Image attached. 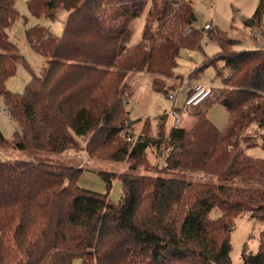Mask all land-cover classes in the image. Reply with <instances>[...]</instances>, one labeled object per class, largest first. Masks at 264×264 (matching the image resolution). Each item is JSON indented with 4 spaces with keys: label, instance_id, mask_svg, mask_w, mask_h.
<instances>
[{
    "label": "trees",
    "instance_id": "16d2710c",
    "mask_svg": "<svg viewBox=\"0 0 264 264\" xmlns=\"http://www.w3.org/2000/svg\"><path fill=\"white\" fill-rule=\"evenodd\" d=\"M146 1L141 41L129 46L131 21ZM15 3L0 0V98L18 129L9 138L0 132V148L39 152L44 159L0 161V264H231L234 219L248 214L264 222V189L252 187L264 181V158L243 153L255 146L264 150V48L237 52L236 41L212 31L219 52L189 75L223 62L214 103L229 114L224 130L208 120L207 104L188 110L195 116L188 130L171 127L165 136L164 113L157 118V138L143 128L134 139L141 120L129 119L125 80L130 73L153 74L151 88L167 94L165 78L173 77L180 50L200 48L202 31L194 28L191 2L27 0L35 17L53 20L60 8L69 14L60 38L38 26L25 32L32 51L48 61L39 74L31 73L21 94L5 86L21 60L7 34L18 17ZM263 15L264 0H258L244 24H259ZM253 126L259 132H250ZM162 144L168 154L152 174L146 150L157 148L161 156ZM77 147L89 160L130 163L124 173L98 172L107 190L121 181L118 204L108 191L81 188L83 169L47 159ZM139 165L146 174L135 173ZM180 172L207 173L220 182L189 180ZM212 212L217 214L210 218ZM241 259L264 264V243L255 255L244 248Z\"/></svg>",
    "mask_w": 264,
    "mask_h": 264
},
{
    "label": "rangeland",
    "instance_id": "374dc122",
    "mask_svg": "<svg viewBox=\"0 0 264 264\" xmlns=\"http://www.w3.org/2000/svg\"><path fill=\"white\" fill-rule=\"evenodd\" d=\"M187 1L191 2L196 17L194 28L202 31L200 48L193 50L182 48L180 50L173 77L165 78L167 94L154 91L151 88V80L147 73H135L132 76L129 75L131 76V78L129 77L130 79L125 80V83L129 82L128 85L133 88H131L132 95L129 99L125 97V94L129 92L128 88L123 95L127 102L125 108L129 119L135 123L141 120L140 124L137 123L133 129L134 139L143 128H147L149 136L157 138V118L163 115L164 112L167 113V119L163 126V134L166 136L168 130L173 127L172 118L169 115L171 109L175 107L178 110H182L188 97L187 90L196 85H207L212 89V95L202 104V107L205 108V106L209 104L206 106V109H208L206 113L208 120L216 126L218 130H224L228 124L229 114L220 103H214L216 94H218L222 88L219 79L216 78V71L223 67V62H217L216 66L203 67L202 70L194 74L195 76L190 78V80L189 75L202 66L205 58H212L219 52V46L215 39L209 38V36L212 35V31L214 33L217 30L227 38L236 41V44L232 46V50L237 52L264 48V41L262 38L264 15L259 24L254 26H246L244 24V21L251 18L254 14L258 5V0ZM26 2L27 0H16L15 9L18 12V17L7 30L8 39L17 48V55H19L21 60L17 63L15 75L6 80L5 86L11 93L17 94H21L24 91L31 79V73L36 75L39 74L46 66V61H48L46 58L32 51L30 44L26 40L25 32L31 27L38 26L47 30L53 37L60 38L63 34L64 22L69 14L66 10L60 8L55 12L53 20L43 15L35 17L29 13ZM149 7L150 1H146L139 16L131 21L132 35L129 46L133 47L141 41ZM205 25H210L211 30L205 31ZM170 91L174 92L176 95V101L168 99L167 95ZM1 111L4 112L1 113ZM194 121L195 116H193L192 110L190 113H187L185 117H181L180 128L188 130L191 128ZM145 124H148L147 127H144ZM255 128L257 127L253 126L249 131L252 132V130H254L259 132V129ZM17 129V124L10 121L4 101L0 98V132L4 137L9 138ZM78 140L80 147H84V137H79ZM160 149L162 151L161 156L158 155L157 148H148L146 150V158L149 170H152V174H154L155 170H158L157 168H161L163 157H166L168 154V150L164 148L163 144ZM247 150L248 156L251 158H264V150L260 146L249 147ZM69 154L76 159H69ZM49 155L47 159L50 164H61L83 169L78 180V185L81 188L100 194L107 193L108 191V197L111 203H119L122 194L121 181L118 179L113 180L110 189L107 190L106 184L98 172L106 171L116 174L127 172L130 164L128 161L114 162L96 158L89 160L84 154L83 149L78 147L76 150H70L63 155ZM41 159H44V157H42L39 152L11 150L7 147L0 148V161L23 160L40 162ZM46 163L48 162L46 161ZM146 170V166L139 165L135 173L146 174ZM155 174H158V172H155ZM177 175L194 181L208 183L220 182L214 175L202 172L188 174H182L180 172ZM227 184L238 186L232 181H229ZM242 186L247 185L239 183V187ZM252 187L264 189V181H256L252 184ZM216 214L215 212L210 213V218L215 217ZM262 242L264 243V222L252 219L248 214L237 216L234 219V228L230 232L229 258L231 264H241V253L244 248L250 254H257ZM73 264L79 263L75 260Z\"/></svg>",
    "mask_w": 264,
    "mask_h": 264
},
{
    "label": "built area",
    "instance_id": "2783aa9c",
    "mask_svg": "<svg viewBox=\"0 0 264 264\" xmlns=\"http://www.w3.org/2000/svg\"><path fill=\"white\" fill-rule=\"evenodd\" d=\"M209 25L204 26V30H208ZM189 31V30H188ZM212 95V89L207 85H196L191 88L188 97L185 102V106L181 111H176L174 108L171 110L169 115L172 118V126L173 128H179L181 123V117H185L187 111L192 107H198L203 102H205ZM127 97V94H125ZM168 99L175 101V94H168ZM4 111H1L3 113ZM257 129V128H255ZM254 136V135H253ZM243 153L246 155V150L244 149Z\"/></svg>",
    "mask_w": 264,
    "mask_h": 264
},
{
    "label": "crops",
    "instance_id": "0c3cea01",
    "mask_svg": "<svg viewBox=\"0 0 264 264\" xmlns=\"http://www.w3.org/2000/svg\"><path fill=\"white\" fill-rule=\"evenodd\" d=\"M136 73H142V72H136ZM133 74H135V73H130L129 75H133ZM127 76V78L126 79H130L131 78V76ZM147 75L149 76V79L152 81V79L154 78V75L153 74H148L147 73ZM130 77V78H129ZM190 78H192V77H189V80H190ZM129 81V80H128ZM129 82L128 83H126V85L128 86V89H129V92L127 93L128 95H127V99H129L130 97H131V95H132V91H131V88L132 87H130L129 85ZM189 84V83H188ZM192 88V87H191ZM191 88H189L188 90H187V94H189V92H190V90H191ZM133 89V88H132ZM170 93H174V92H172V91H170L168 94H170ZM168 96V95H167ZM175 99H176V95H175ZM176 101V100H175ZM204 103V102H203ZM202 103V104H203ZM175 104V103H174ZM202 104L200 105V106H202ZM176 111H177V109L175 108V107H173ZM172 108V109H173ZM171 109V110H172ZM165 113V112H164ZM187 113H189L188 111H187ZM187 113H186V115H187ZM185 115V116H186ZM189 115V114H188ZM141 122V121H140ZM140 122H139V124H140ZM136 126V125H135ZM216 127V126H215ZM135 128V127H134ZM179 128H180V126H179ZM80 138H82V137H80ZM80 140H82V139H80ZM78 142H79V140H78ZM82 142V141H81ZM246 150V155H248V150L247 149H245ZM68 158L70 159V158H74V159H76L75 157H73V156H71L70 154L68 155Z\"/></svg>",
    "mask_w": 264,
    "mask_h": 264
}]
</instances>
